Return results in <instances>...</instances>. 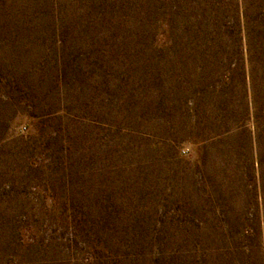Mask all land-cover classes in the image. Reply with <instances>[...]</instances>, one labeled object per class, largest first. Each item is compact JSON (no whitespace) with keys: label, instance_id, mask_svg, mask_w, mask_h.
<instances>
[{"label":"rangeland","instance_id":"1","mask_svg":"<svg viewBox=\"0 0 264 264\" xmlns=\"http://www.w3.org/2000/svg\"><path fill=\"white\" fill-rule=\"evenodd\" d=\"M0 264H264V0H0Z\"/></svg>","mask_w":264,"mask_h":264}]
</instances>
